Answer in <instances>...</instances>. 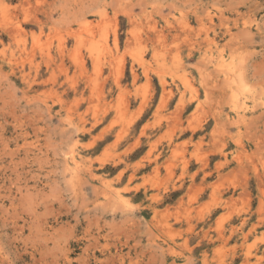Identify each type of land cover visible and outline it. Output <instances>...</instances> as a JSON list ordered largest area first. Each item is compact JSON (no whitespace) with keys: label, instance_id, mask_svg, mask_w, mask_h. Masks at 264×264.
<instances>
[{"label":"rangeland","instance_id":"rangeland-1","mask_svg":"<svg viewBox=\"0 0 264 264\" xmlns=\"http://www.w3.org/2000/svg\"><path fill=\"white\" fill-rule=\"evenodd\" d=\"M0 264H264V0H0Z\"/></svg>","mask_w":264,"mask_h":264},{"label":"bare ground","instance_id":"bare-ground-1","mask_svg":"<svg viewBox=\"0 0 264 264\" xmlns=\"http://www.w3.org/2000/svg\"><path fill=\"white\" fill-rule=\"evenodd\" d=\"M244 32V31H243ZM245 33V32H244ZM255 117V116H254ZM71 161L74 162V158L71 157ZM77 164V163H76ZM75 166V165H74ZM74 168V167H73ZM77 169V168H76Z\"/></svg>","mask_w":264,"mask_h":264}]
</instances>
